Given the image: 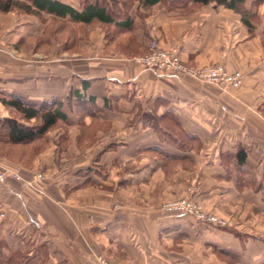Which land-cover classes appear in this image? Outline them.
Instances as JSON below:
<instances>
[{
    "label": "crops",
    "instance_id": "obj_1",
    "mask_svg": "<svg viewBox=\"0 0 264 264\" xmlns=\"http://www.w3.org/2000/svg\"><path fill=\"white\" fill-rule=\"evenodd\" d=\"M107 1L132 3L124 12L132 27L111 25L137 48L93 31L90 55L55 58L51 68L16 67L13 39L27 36L31 14L0 10V92L37 105L60 99L69 122L66 149L55 138L32 167L0 157V170L24 179L44 169L32 186L13 178L0 186V264H98L99 253L115 264H264V0L245 2L252 26L213 3ZM153 39L178 46L187 64L240 70L242 85L223 90L146 69L133 58ZM190 188L230 223L161 208Z\"/></svg>",
    "mask_w": 264,
    "mask_h": 264
},
{
    "label": "rangeland",
    "instance_id": "obj_2",
    "mask_svg": "<svg viewBox=\"0 0 264 264\" xmlns=\"http://www.w3.org/2000/svg\"><path fill=\"white\" fill-rule=\"evenodd\" d=\"M82 1L84 0H75V5L81 8ZM113 3H114L113 6L121 13L128 11L132 4L125 2V4L123 5V9H121L116 1H114ZM12 11L13 13H16V11H18L19 13V9L16 8H13ZM98 30H101V32L104 34V38L107 39L108 43H114V46L117 45L120 48L124 47V49L125 50L127 49L128 51L137 48L136 43L134 42L135 40L134 38H132V34L123 36L121 30L116 28L114 25L104 24L98 21H94L89 24L79 23L71 20L68 17L60 18L50 15L47 12H41L36 15L35 14L29 15L28 32H26L27 36H24L21 41L17 40L18 38L15 40L13 39L12 59L14 60L15 65H17L16 66L17 68H19L21 61H25L26 64L29 65V67H32L34 69L35 68L38 69V67H43V66H47L51 68V62L54 61L55 58H59V61L63 63L66 62L69 57H73L72 54H76V57H74L75 59H80L82 58V55L86 53L87 55L91 54L90 50L87 51L85 50V46L89 45L90 43L94 44V40L91 39L90 36L93 31H98ZM133 59H135V57ZM11 96L13 95H6L5 93L0 92V98L1 97L9 98ZM0 105H1L0 117L2 118L16 117L21 122L25 123L24 120L20 119L19 113L15 109L4 105L1 99H0ZM68 123L62 121L59 122V124L56 127L51 129L46 134L45 140L43 141L39 140L31 145L11 144L10 142L7 141L4 133H2V135L0 136V157H4L7 160L19 163L25 167H32L34 165V160L36 156L40 152L51 147L52 141L54 143L56 142L54 140L55 138H57L58 140V142H56L57 150L60 149L59 152H61L66 149ZM36 170H38L37 172H41L44 177L43 168L39 167ZM89 171L99 172V166L96 165L95 163H92L91 166L89 167ZM191 189L192 188L189 189L187 195H190L195 200H197L191 194L192 191ZM166 201L162 203L161 208L165 212L170 213L166 211L163 207ZM197 202L201 204L200 201L197 200ZM202 207L205 211H208L204 208L203 205ZM208 212L213 213L211 211ZM174 213H178V214L180 213L181 215L191 217L197 223H202L200 221H197L195 217L189 213L186 212H174ZM226 220L228 221V223H230V220L228 219ZM202 224L208 225L205 223ZM105 256L108 258V260H110L111 263L115 264L114 262L111 261V259L107 255Z\"/></svg>",
    "mask_w": 264,
    "mask_h": 264
},
{
    "label": "trees",
    "instance_id": "obj_3",
    "mask_svg": "<svg viewBox=\"0 0 264 264\" xmlns=\"http://www.w3.org/2000/svg\"><path fill=\"white\" fill-rule=\"evenodd\" d=\"M142 4L150 6L161 0H140ZM182 2L192 1L195 5H223L242 14L245 24L252 26L249 18V11L245 6L246 0H180ZM263 0H255L259 3ZM82 7L74 8L61 0H0V10L9 11L11 8L19 9L29 14L47 12L60 18L70 17L71 20L79 23H92L99 21L106 24H114L119 28H131L132 20L118 11L107 0H84ZM80 94V93H79ZM78 94L79 98L80 95ZM4 105L15 109L21 122L16 117H0V136L4 133L8 142L14 145H31L39 140H45L46 134L56 127L59 122L68 123V117L63 111V101L54 99L44 101L41 104H32L19 96L0 98ZM33 121V122H32ZM32 122V123H31ZM239 160H244L245 150L237 152Z\"/></svg>",
    "mask_w": 264,
    "mask_h": 264
},
{
    "label": "built area",
    "instance_id": "obj_4",
    "mask_svg": "<svg viewBox=\"0 0 264 264\" xmlns=\"http://www.w3.org/2000/svg\"><path fill=\"white\" fill-rule=\"evenodd\" d=\"M146 69L156 71L163 75L192 76L201 81L212 83L219 88L226 90L238 88L243 83V73L240 70H230L224 63H212L208 65H190L181 57L178 46L163 47L156 39L149 43L148 52L135 57ZM9 178L22 181L26 185H34L43 178L41 172L34 173L31 179H24L22 175L11 167H3L0 170V186L7 182ZM164 209L170 213L186 212L195 217L197 221L208 225L226 226L228 221L214 213L205 211L200 203L190 195L170 199L163 205ZM98 264H113L108 258L99 253L95 255Z\"/></svg>",
    "mask_w": 264,
    "mask_h": 264
}]
</instances>
